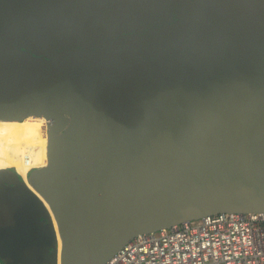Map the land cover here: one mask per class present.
Instances as JSON below:
<instances>
[{
	"label": "water",
	"instance_id": "95a60500",
	"mask_svg": "<svg viewBox=\"0 0 264 264\" xmlns=\"http://www.w3.org/2000/svg\"><path fill=\"white\" fill-rule=\"evenodd\" d=\"M2 264H108L144 233L264 212V0H0Z\"/></svg>",
	"mask_w": 264,
	"mask_h": 264
},
{
	"label": "built area",
	"instance_id": "2783aa9c",
	"mask_svg": "<svg viewBox=\"0 0 264 264\" xmlns=\"http://www.w3.org/2000/svg\"><path fill=\"white\" fill-rule=\"evenodd\" d=\"M108 264H264V212H220L144 233Z\"/></svg>",
	"mask_w": 264,
	"mask_h": 264
},
{
	"label": "bare ground",
	"instance_id": "6f19581e",
	"mask_svg": "<svg viewBox=\"0 0 264 264\" xmlns=\"http://www.w3.org/2000/svg\"><path fill=\"white\" fill-rule=\"evenodd\" d=\"M49 121L43 116L0 121V167L12 166L27 177L47 163Z\"/></svg>",
	"mask_w": 264,
	"mask_h": 264
},
{
	"label": "clouds",
	"instance_id": "9594fccd",
	"mask_svg": "<svg viewBox=\"0 0 264 264\" xmlns=\"http://www.w3.org/2000/svg\"><path fill=\"white\" fill-rule=\"evenodd\" d=\"M0 263H1V261H0Z\"/></svg>",
	"mask_w": 264,
	"mask_h": 264
},
{
	"label": "rangeland",
	"instance_id": "374dc122",
	"mask_svg": "<svg viewBox=\"0 0 264 264\" xmlns=\"http://www.w3.org/2000/svg\"><path fill=\"white\" fill-rule=\"evenodd\" d=\"M0 264H2V263H0Z\"/></svg>",
	"mask_w": 264,
	"mask_h": 264
}]
</instances>
